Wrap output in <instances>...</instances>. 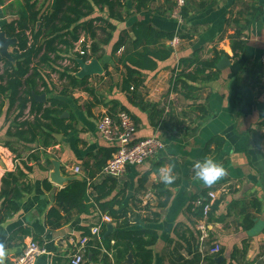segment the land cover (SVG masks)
Listing matches in <instances>:
<instances>
[{"label":"crops","instance_id":"1","mask_svg":"<svg viewBox=\"0 0 264 264\" xmlns=\"http://www.w3.org/2000/svg\"><path fill=\"white\" fill-rule=\"evenodd\" d=\"M16 1L19 0H4L0 4V10H4L0 32L4 22L16 18ZM174 1L150 0L146 9L134 13L130 7L133 0H122L127 3L128 16L124 12L123 20L112 21L115 30L111 32L110 42L103 47L102 62L98 60L102 67L103 63L106 65L108 74L103 70L102 75L88 77V86L93 88L96 98L80 89L73 91L72 98L67 100L69 109L63 112L66 115L63 119L72 123L73 130L67 136L55 135V139L59 136L55 146L43 150L41 147L35 149L34 145L15 143L11 146L16 154L5 148V132L13 110L8 114L10 119H5L8 103L3 101L0 189L4 173L14 172L18 163L25 161L32 168L29 178L23 180L32 189L22 199L18 212L4 216L0 203L3 217L0 243L4 244L6 252L4 264L18 256L30 241L45 250L35 264H69L72 252L69 238H79L78 228H93L103 215L97 210L86 214L73 211L66 218L61 213L62 225L49 228L46 214L55 206L54 196L63 187L50 182L49 174L53 168L51 162L45 164L44 157L59 162L62 176H76L87 180L90 186L99 185L103 180L96 168L100 150L115 145L100 137L97 118L109 114L114 102L125 107L132 116L134 141L156 137L165 144L154 160L128 166L123 176L114 178L113 195L125 191L124 205L129 206L131 201L128 204V200L133 198L142 205L148 203L157 214L154 221L131 228L153 230L157 234V241L151 248L152 264H206L203 258L209 256L213 245L220 249L210 255L215 256L214 264H264V66L260 63L264 43V0H186L187 15L182 24L170 16ZM43 2L39 0V3ZM10 3L16 6L8 9ZM252 9L257 10L250 16ZM234 18L240 22L250 20V26L244 31L247 37L245 49L238 58L232 57L228 40L233 33ZM135 22L149 24L157 31L181 34L179 44L170 47L173 55L169 60L159 62L154 70L142 71L144 82L132 100L140 103L142 109L131 105L125 93L119 90L122 67L115 61V58L129 54L130 29ZM119 39L123 45L113 58L112 49ZM168 43L159 41V44ZM11 50L9 47V53ZM215 51L226 54L221 58H227L228 66L216 68L211 79L204 80L208 77L207 71L205 76H195L196 81L188 82V87L175 85L177 72H193L198 62L210 60ZM181 59L198 62L179 66ZM2 66L0 63V70ZM251 79L254 87L249 84ZM214 137L223 140L219 152L203 155L204 146ZM31 154L39 161L27 160ZM17 155L19 159H16ZM205 157L220 163L226 171L212 186H205L195 177L193 165ZM163 166H174V183L160 181L158 169ZM75 168L79 169L77 173ZM44 181L51 185L50 191L44 189ZM222 188L226 192L221 193ZM208 192H216V208L210 212L212 231L205 254H201L195 247V214L198 211L195 203L200 198L205 199ZM141 214L145 216L142 211ZM108 225L114 230L113 224ZM90 239L98 241L97 238ZM131 260L133 264L132 256ZM83 264H100V260L86 262L84 259Z\"/></svg>","mask_w":264,"mask_h":264},{"label":"trees","instance_id":"2","mask_svg":"<svg viewBox=\"0 0 264 264\" xmlns=\"http://www.w3.org/2000/svg\"><path fill=\"white\" fill-rule=\"evenodd\" d=\"M3 1L0 0V4ZM149 1L133 0L130 7L133 8L134 13H140L147 8ZM15 3L18 4L16 18L4 22L1 27V31L7 38L16 40V43L11 46L12 61H0L3 64L0 70V114L3 101L6 100L8 107L5 119L12 118L5 132L7 141L4 146L13 154H16V150L13 149L12 144L34 145L35 149L41 147L44 150L56 145L55 135L67 136L72 132V123H66V120L60 117L69 109L68 98H72L73 91L77 89L96 98L93 88L88 86L89 78L80 80L75 76L79 70L77 59L85 63L93 59L102 62L103 47L110 42L111 32L115 30L112 21L123 20L124 12L128 16L127 3L122 0H44L43 3H39V0H19ZM14 6L16 4L10 3L7 8ZM174 6L175 1L171 12ZM185 7L186 4L181 8L183 21L187 15ZM255 10L257 9H252L250 16L256 12ZM3 17L4 10H0V19ZM232 23L234 27L233 33L228 37L229 48L232 57L238 58L245 49L247 37L244 31L250 26V20L240 22L234 18ZM99 33L102 35L101 38ZM130 33L132 43L129 54L119 59L115 58V61L122 67L119 90L125 93L131 105L140 107V103L132 102V100L144 82L142 71L154 70L159 62L169 60L173 55L172 49L169 45L159 44V41L169 42L175 36L181 41V34L157 31L149 24L142 22L133 23ZM81 39L83 42L78 44ZM122 45L119 39L113 46L111 54L113 58ZM225 55L224 52L215 51L213 58L202 62L193 61L195 58L181 59L179 66L183 63L191 65L194 62H198V66L193 72H177L174 79L175 85L188 87V82L196 81L195 76H205L207 71L209 74L204 80L211 79L217 72L216 64ZM102 68L108 74L104 63ZM53 76L56 77L55 81ZM249 81H251L250 86L254 87L252 79ZM42 94L46 97L45 102H37L34 95ZM12 110L13 115L8 118ZM120 111L129 114L125 107L114 102L113 108L107 115L114 117ZM157 123L158 119L153 126L156 127ZM162 124L161 121L160 126ZM222 144L221 138L214 137L204 146L202 154L212 151L218 153ZM117 150L116 146L100 150L99 159L96 162L100 175ZM17 157L16 159L20 158L19 155ZM44 159L45 164L50 165L49 159L47 157ZM27 160L37 162L39 158L31 154ZM31 172L32 168L23 161L16 165L14 172H6L2 176L0 203L4 216L10 217L17 213L22 199L31 192L32 186L23 182L24 179L29 178ZM102 177L103 180L99 185L90 186L87 180L75 179L56 192L55 206L46 214L47 226L54 229L62 225L61 213L68 218L73 211L77 214L98 211L109 216L111 219L109 224L114 225V230L108 232V224L101 222L100 219L93 226H99L100 231L97 236L91 234V227V229L77 227L79 237L88 238L84 255L86 262H95L99 259L100 264H127L128 256H132L133 264H152L151 248L157 241V234L153 230L131 228L137 224L154 221L157 218L156 212L151 210L148 203L142 205V202L134 201L133 198H129L128 204L131 201L129 206L124 205L123 200L125 201L127 197L125 191L113 195L114 177ZM43 187L47 191L51 190V185L47 181H44ZM207 194L205 199L200 198L199 201L205 203ZM215 208L216 204H213L211 210ZM141 211L145 216H142ZM210 212L208 222L211 224ZM195 215L196 219L200 218V208ZM2 219L0 213V220ZM195 236V247L198 251L196 230ZM91 237L97 238L98 241L91 240ZM235 252L236 250L233 251L231 258ZM214 257L205 256L203 262L214 264ZM197 258L199 259V256Z\"/></svg>","mask_w":264,"mask_h":264},{"label":"built area","instance_id":"3","mask_svg":"<svg viewBox=\"0 0 264 264\" xmlns=\"http://www.w3.org/2000/svg\"><path fill=\"white\" fill-rule=\"evenodd\" d=\"M186 4V0H175V6L170 16L179 24H182L181 8ZM83 39L78 44H81ZM178 37L169 41L170 47H175L179 44ZM260 63L264 66V43L263 50L260 56ZM97 132L100 137L108 143L117 147L116 153L107 162L102 169V176L120 178L126 171L128 166H139L147 161L154 160L159 152L163 151L165 144L156 137H148L134 141L135 124L133 119L126 112L120 111L114 117L107 114H102L97 120ZM75 173L79 171L75 168ZM221 193L226 192V189H220ZM217 198L216 192H208L206 202L197 201L195 206L201 209V216L197 219L195 230L198 234V251L204 253L207 240L210 239L212 224L208 222V214ZM101 222L109 224L111 219L107 215L100 217ZM99 226L91 229L93 236L99 235ZM88 238L71 237L69 244L72 247V253L69 257V264H82L85 255V245ZM219 247L213 245L209 250V255L219 252ZM45 254V250L35 241H30L26 244L21 253L9 259L8 264H35L36 259Z\"/></svg>","mask_w":264,"mask_h":264},{"label":"water","instance_id":"4","mask_svg":"<svg viewBox=\"0 0 264 264\" xmlns=\"http://www.w3.org/2000/svg\"><path fill=\"white\" fill-rule=\"evenodd\" d=\"M124 1V0H123ZM16 43L15 39L7 38L4 32H0V61L3 60H9L12 61V57L8 51L9 47L14 45ZM77 64L79 66L78 72L75 74L76 78L78 79H84L88 78L91 76H96V75H102L103 74V68L101 64L96 60L93 59L88 63L83 62L80 59H77ZM229 65V61L227 58H221L218 63L216 64L217 69H223L226 66ZM35 99L37 102H45V95L42 94L40 96L34 95ZM65 114H62L60 117L63 118L65 117ZM59 136H57L56 139H58ZM51 165H52V171L49 174V180L53 184L59 186V187H64L66 186L69 182L79 179L76 176H62L61 171H60V164L57 160H51ZM108 231H112V226L108 225L107 226ZM219 261V260H218ZM131 256H128L127 264H131Z\"/></svg>","mask_w":264,"mask_h":264},{"label":"clouds","instance_id":"5","mask_svg":"<svg viewBox=\"0 0 264 264\" xmlns=\"http://www.w3.org/2000/svg\"><path fill=\"white\" fill-rule=\"evenodd\" d=\"M174 166H163L158 169V176L162 183L172 184L176 177L173 175ZM195 177L205 186H212L220 180L226 171L224 167L211 158L205 157L203 160L197 161L193 165ZM6 255L5 246L0 243V264H4L3 257Z\"/></svg>","mask_w":264,"mask_h":264}]
</instances>
